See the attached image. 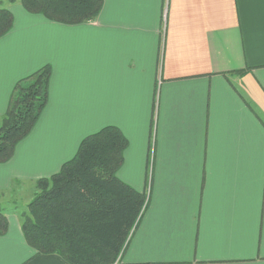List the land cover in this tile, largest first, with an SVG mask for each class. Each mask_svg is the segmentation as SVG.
<instances>
[{
  "label": "crops",
  "instance_id": "1",
  "mask_svg": "<svg viewBox=\"0 0 264 264\" xmlns=\"http://www.w3.org/2000/svg\"><path fill=\"white\" fill-rule=\"evenodd\" d=\"M7 8L0 116L19 80L52 72L39 120L0 163V188L57 173L114 125L129 142L119 178L146 194L151 176L118 264H264V0H105L76 25ZM7 218L0 264H70L38 254Z\"/></svg>",
  "mask_w": 264,
  "mask_h": 264
},
{
  "label": "trees",
  "instance_id": "2",
  "mask_svg": "<svg viewBox=\"0 0 264 264\" xmlns=\"http://www.w3.org/2000/svg\"><path fill=\"white\" fill-rule=\"evenodd\" d=\"M19 1L30 13L76 25L95 21L105 0ZM13 22L11 10L1 8L0 37ZM51 72V65H44L13 88L6 112L0 116V163L12 158L17 144L39 120L49 100ZM128 143L117 126H105L85 137L57 173L34 180L37 192L29 212L21 216V229L38 254H59L70 264L119 262L148 204L145 193L118 176ZM7 230V214L0 210V235Z\"/></svg>",
  "mask_w": 264,
  "mask_h": 264
},
{
  "label": "rangeland",
  "instance_id": "3",
  "mask_svg": "<svg viewBox=\"0 0 264 264\" xmlns=\"http://www.w3.org/2000/svg\"><path fill=\"white\" fill-rule=\"evenodd\" d=\"M18 1L16 0L15 2ZM9 3L10 0H0V9L7 8ZM158 89L159 87L157 88V93ZM17 180V182L12 180L8 187L0 188V210L6 214L16 215L21 221V216L29 212V203L33 200L37 190L34 180H28L27 178H19ZM150 186L151 176L148 181L146 200H149Z\"/></svg>",
  "mask_w": 264,
  "mask_h": 264
},
{
  "label": "snow or ice",
  "instance_id": "4",
  "mask_svg": "<svg viewBox=\"0 0 264 264\" xmlns=\"http://www.w3.org/2000/svg\"><path fill=\"white\" fill-rule=\"evenodd\" d=\"M41 3L47 2V0H40ZM0 35H2V32H0Z\"/></svg>",
  "mask_w": 264,
  "mask_h": 264
},
{
  "label": "built area",
  "instance_id": "5",
  "mask_svg": "<svg viewBox=\"0 0 264 264\" xmlns=\"http://www.w3.org/2000/svg\"><path fill=\"white\" fill-rule=\"evenodd\" d=\"M147 202H148V200H147ZM147 202H146V203H147ZM145 207H146V205L144 206L143 211H144ZM118 263H119V262L117 261V262L114 263V264H118Z\"/></svg>",
  "mask_w": 264,
  "mask_h": 264
}]
</instances>
